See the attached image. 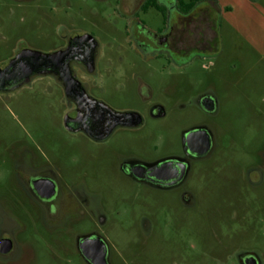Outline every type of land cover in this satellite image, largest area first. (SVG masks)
<instances>
[{
    "label": "flooded vegetation",
    "instance_id": "af4514ba",
    "mask_svg": "<svg viewBox=\"0 0 264 264\" xmlns=\"http://www.w3.org/2000/svg\"><path fill=\"white\" fill-rule=\"evenodd\" d=\"M189 2H0V264H21L34 249L36 241L25 231L42 238L49 257L43 264H200L202 253L210 254L207 264H264L262 247L250 244L248 235L255 214L264 216V141L249 162L236 165L226 211L215 200L211 206L218 213L212 212L201 230L200 190L213 185L201 177L214 174L224 152L214 127L218 95L206 89L178 107L167 106L153 100V88L140 72L125 68L150 55L178 65L217 56L221 7L217 0ZM150 9L161 16L155 28L145 18ZM120 35L131 53H120ZM104 40L114 43L113 53L105 52ZM32 52L53 54L50 64L40 62L29 72L10 69L18 54ZM27 61L25 67H34L32 57ZM36 77L50 78L66 107L63 127L85 137V157L98 160L113 198L63 178L22 142L11 148L12 98ZM124 88L133 91L140 107L109 101ZM242 132L231 124L230 140H242ZM64 250L68 253L61 254ZM219 250L227 260L217 257Z\"/></svg>",
    "mask_w": 264,
    "mask_h": 264
},
{
    "label": "rangeland",
    "instance_id": "374dc122",
    "mask_svg": "<svg viewBox=\"0 0 264 264\" xmlns=\"http://www.w3.org/2000/svg\"><path fill=\"white\" fill-rule=\"evenodd\" d=\"M221 1L232 7V13L225 17V8L221 7L216 57L194 58L184 65H178L174 61L150 55L146 60L138 58L133 66L125 67L140 72L153 88V100L167 106L178 107L180 102L192 99L195 93L206 89H212L218 95L220 108L214 127L220 139L219 151L224 152L220 153V162L217 161L214 174L206 172L201 177V182H213L211 187L200 190L201 206L196 221L201 230L207 229L208 223L205 221L211 213H218L211 206L215 200L218 207L226 211L228 200L233 198L229 182L237 175L236 165L249 162L252 153L261 149L264 141V0ZM145 18L152 28L160 25L161 16L154 9H150ZM117 27H122V23ZM114 31L110 33L117 36ZM120 37V53H131L124 36ZM104 42L105 52L113 53L114 43L108 46ZM7 53L12 54V49ZM12 99L10 109L13 115L8 123L11 148L22 142L28 152L52 163L68 181L82 183L84 187L86 182L89 192H100L103 198L114 197L107 189L111 184L98 169V160L87 158L85 154V147L89 144L85 137L70 133L63 127L62 116L66 107L54 95L49 77L34 78ZM109 101L117 107L141 106L140 100L129 88L122 89L120 96L111 94ZM243 123H247V126L241 130ZM231 124L237 132L243 131L242 140H230ZM178 130L176 127L170 134L172 146L178 138ZM102 189H106L107 194ZM254 213L255 210L251 208L250 216ZM252 220L254 222L250 221L248 225L249 243L261 246L264 253V216L256 213ZM25 235L36 242L33 243L34 249L21 258V264H43L48 255L42 238L28 231H25ZM254 236L257 238H252ZM219 251L217 257L227 260L226 252ZM66 253V250L61 252ZM207 262H210V254L202 253L199 263Z\"/></svg>",
    "mask_w": 264,
    "mask_h": 264
},
{
    "label": "water",
    "instance_id": "95a60500",
    "mask_svg": "<svg viewBox=\"0 0 264 264\" xmlns=\"http://www.w3.org/2000/svg\"><path fill=\"white\" fill-rule=\"evenodd\" d=\"M52 55L51 54H42L41 55L40 53H37V52H32L30 54L20 53L10 61L9 67L11 70H16V71L26 70L27 72H29L30 70L37 68L38 65L40 64V62H42V64H47V65L50 64V60H51ZM29 57H32V65L34 66L32 68L25 67V65L28 62L27 59Z\"/></svg>",
    "mask_w": 264,
    "mask_h": 264
},
{
    "label": "crops",
    "instance_id": "0c3cea01",
    "mask_svg": "<svg viewBox=\"0 0 264 264\" xmlns=\"http://www.w3.org/2000/svg\"><path fill=\"white\" fill-rule=\"evenodd\" d=\"M246 1H247V0H246ZM248 1L250 2V1H252V0H248ZM217 2H218V5H219L220 7H222L223 9L226 8V7L229 8V10H228V11L226 10L225 13H224L225 17L231 15V13H232V7H231L230 5H228V4L224 3V2H222L221 0H217ZM233 23H234V22H233ZM229 24H230V25H233L231 22H230ZM234 24H235V23H234Z\"/></svg>",
    "mask_w": 264,
    "mask_h": 264
},
{
    "label": "trees",
    "instance_id": "16d2710c",
    "mask_svg": "<svg viewBox=\"0 0 264 264\" xmlns=\"http://www.w3.org/2000/svg\"><path fill=\"white\" fill-rule=\"evenodd\" d=\"M194 1H195V0H190V2L187 3V5H191V4H193Z\"/></svg>",
    "mask_w": 264,
    "mask_h": 264
}]
</instances>
